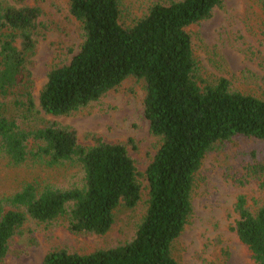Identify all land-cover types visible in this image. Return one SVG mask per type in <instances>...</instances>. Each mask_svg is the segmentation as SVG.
Listing matches in <instances>:
<instances>
[{
  "label": "trees",
  "instance_id": "1",
  "mask_svg": "<svg viewBox=\"0 0 264 264\" xmlns=\"http://www.w3.org/2000/svg\"><path fill=\"white\" fill-rule=\"evenodd\" d=\"M66 2L82 41L67 64L48 72L34 99L27 57L49 27L40 8L0 0V159L81 175L65 189L33 180L0 195V262L29 221L63 220L73 234L103 236L117 208L137 206L141 174L127 151L133 143L94 137L93 144H80L77 132L58 121L133 78L144 84L142 110L158 141L143 174L147 209L129 240L83 254L54 248L41 264H177L171 247L192 215L203 159L238 136L264 141V99L231 90L224 78L210 84L199 76L188 28L210 19L222 0L155 3L128 27L120 24L121 0ZM244 4L243 23L264 48V0ZM257 183L262 205L252 213L238 195L233 231L254 264H264V178L257 176Z\"/></svg>",
  "mask_w": 264,
  "mask_h": 264
},
{
  "label": "rangeland",
  "instance_id": "2",
  "mask_svg": "<svg viewBox=\"0 0 264 264\" xmlns=\"http://www.w3.org/2000/svg\"><path fill=\"white\" fill-rule=\"evenodd\" d=\"M24 1L40 8L49 27L46 37L27 57L36 99L48 72L67 64L78 51L81 27L70 16L66 0ZM167 2L121 0L120 24L128 27L155 3ZM244 10V0H222L221 7L213 11L210 19L188 28L193 57L199 76L207 83L224 78L231 90L264 99V48L244 25ZM144 93L143 82L130 78L97 102L58 119L77 132L80 144L91 145L94 137L112 144L133 143L134 147L129 145L127 151L141 174L142 192L137 206L117 208L115 221L103 236L73 234L63 220L50 224L29 221L10 242L7 256L0 264H41L54 248L83 254L115 247L133 236L137 222L147 209V182L143 174L158 149V141L151 135L142 110ZM258 166L264 167V141L242 136L217 144L205 156L195 177L192 215L171 247L177 264H254L233 231L237 218L233 205L238 195L245 197L252 213L262 205L257 176L264 178V171L259 172ZM80 178L74 168L43 170L30 162L12 167L7 165V159H0V195L14 192L33 180L65 189L78 183Z\"/></svg>",
  "mask_w": 264,
  "mask_h": 264
}]
</instances>
